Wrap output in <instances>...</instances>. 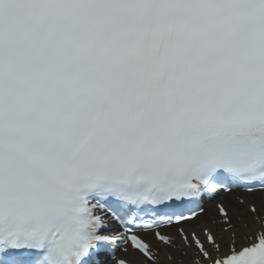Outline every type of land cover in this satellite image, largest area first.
Returning <instances> with one entry per match:
<instances>
[{"label": "snow or ice", "instance_id": "snow-or-ice-1", "mask_svg": "<svg viewBox=\"0 0 264 264\" xmlns=\"http://www.w3.org/2000/svg\"><path fill=\"white\" fill-rule=\"evenodd\" d=\"M237 189L264 192V0H0V264H264V204L182 226Z\"/></svg>", "mask_w": 264, "mask_h": 264}, {"label": "bare ground", "instance_id": "bare-ground-1", "mask_svg": "<svg viewBox=\"0 0 264 264\" xmlns=\"http://www.w3.org/2000/svg\"><path fill=\"white\" fill-rule=\"evenodd\" d=\"M252 198H256V197L251 196V197L248 198V200H250ZM259 198L260 199L254 201L257 204L258 207L261 206L262 204H264V194L260 195ZM228 203L230 204L231 209H237V208H239V207H236L235 206V203L233 201H231V200H228ZM202 224H207L209 227H213V229L215 231H219V225H212L210 223V221L204 215L202 216L201 220L198 221L196 224H191L190 225V228L196 227L197 230L199 231V227ZM162 251L164 252V263L166 262L167 264H181V263H179V260L182 259V261L184 262V264H187V258L180 256V254H179L178 251H176V252L174 251L173 254H172V255H174L173 256L174 257V260H175L174 262L167 261L168 260L167 259V256H168L169 252H171V251H168L167 248L165 250L162 249Z\"/></svg>", "mask_w": 264, "mask_h": 264}]
</instances>
